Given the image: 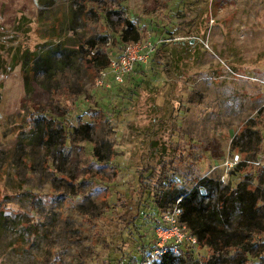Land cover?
I'll use <instances>...</instances> for the list:
<instances>
[{
	"label": "rangeland",
	"instance_id": "obj_1",
	"mask_svg": "<svg viewBox=\"0 0 264 264\" xmlns=\"http://www.w3.org/2000/svg\"><path fill=\"white\" fill-rule=\"evenodd\" d=\"M134 27L158 55L141 80L97 86ZM164 163L179 191L248 182L263 197L264 171L241 167L264 163V0H0V264L141 251L159 209L139 173Z\"/></svg>",
	"mask_w": 264,
	"mask_h": 264
},
{
	"label": "trees",
	"instance_id": "obj_2",
	"mask_svg": "<svg viewBox=\"0 0 264 264\" xmlns=\"http://www.w3.org/2000/svg\"><path fill=\"white\" fill-rule=\"evenodd\" d=\"M159 31L163 29L159 28ZM142 37V31L134 27L133 33L126 30L117 39L126 44ZM159 50L160 47H156L150 62L153 56L158 55ZM68 137L73 142L74 127L68 128ZM260 142L262 143V140ZM188 154L195 158H202L201 154L198 155L193 148L189 149ZM161 170L162 174L159 173L161 175L154 179V182L147 186L142 184ZM161 170L146 167L139 173L143 192L153 197L155 206L159 209L157 213L150 216L153 228L161 222L164 212L168 209H165L167 198L171 199L173 195H177V198L181 195L184 209L182 219L191 232L198 237L199 243L195 245L186 243L177 255L167 252L153 259L155 238L153 235H144L143 230L137 227L142 250L138 251L135 246L132 252L123 254L118 262H110V264H143L144 262L147 264H199V250L204 246L208 247L210 253L212 251L211 257H203L208 264H215L219 256L224 257L223 261H226V264H264V194L263 197H259L256 193L257 188L255 190V186L251 187V183L248 184V182H239L236 187H233L228 184L222 185L218 183L219 181L211 185L209 183L214 182L205 179L200 180L199 186L191 192H182L176 187V180L171 176L167 164H162ZM241 171L245 172L244 177H250L252 174L264 171V163H259L252 171L241 167ZM175 201L176 199L172 201L173 204ZM138 218L139 215L132 219L134 225H138L136 223Z\"/></svg>",
	"mask_w": 264,
	"mask_h": 264
},
{
	"label": "built area",
	"instance_id": "obj_3",
	"mask_svg": "<svg viewBox=\"0 0 264 264\" xmlns=\"http://www.w3.org/2000/svg\"><path fill=\"white\" fill-rule=\"evenodd\" d=\"M155 39L142 38L127 42L120 53L111 58L109 65L100 69L96 77L97 86L112 89L116 83H124L135 69L136 64H146L156 51ZM241 160V153L234 157L227 158L225 164L232 166ZM183 196L177 198L175 203L168 208L154 228L155 249L152 258H157L164 253H179L181 247L186 243L198 244V237L191 232L187 224L182 219ZM143 264H147L144 262Z\"/></svg>",
	"mask_w": 264,
	"mask_h": 264
},
{
	"label": "crops",
	"instance_id": "obj_4",
	"mask_svg": "<svg viewBox=\"0 0 264 264\" xmlns=\"http://www.w3.org/2000/svg\"><path fill=\"white\" fill-rule=\"evenodd\" d=\"M149 66V64L148 63H146V64H141V63H138V64H136V66H135V69H136V71H135V73H134V75L131 77V78H129V80H131L132 82L135 80L136 82L138 81V80H141L142 78L139 76V74H141L140 73V70H145L147 67ZM115 86L116 87H121L122 88V84H120V83H116L115 84ZM114 86V87H115Z\"/></svg>",
	"mask_w": 264,
	"mask_h": 264
}]
</instances>
